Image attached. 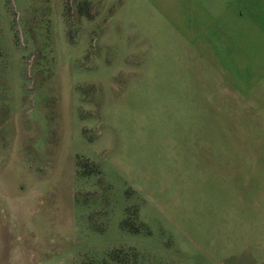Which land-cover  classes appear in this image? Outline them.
<instances>
[{
	"label": "rangeland",
	"instance_id": "1",
	"mask_svg": "<svg viewBox=\"0 0 264 264\" xmlns=\"http://www.w3.org/2000/svg\"><path fill=\"white\" fill-rule=\"evenodd\" d=\"M222 47L173 0H0V264H208L218 213L264 264V93Z\"/></svg>",
	"mask_w": 264,
	"mask_h": 264
},
{
	"label": "crops",
	"instance_id": "2",
	"mask_svg": "<svg viewBox=\"0 0 264 264\" xmlns=\"http://www.w3.org/2000/svg\"><path fill=\"white\" fill-rule=\"evenodd\" d=\"M173 1L177 6L185 7L187 11L202 12V27L217 38V43L223 45L226 54H232L235 69L240 65V75H245V70H249L251 98L256 103L262 102L257 93H264V0ZM226 219L222 213L191 217L193 223L190 234L187 235L188 242L197 252L196 256L202 260L206 259L208 264L226 262L229 237L231 238L228 243L237 246L234 254H241L242 250L238 244L246 241H249L250 252L255 250L257 242L254 235L252 237L239 231L235 235L227 236ZM210 220L214 222L211 224Z\"/></svg>",
	"mask_w": 264,
	"mask_h": 264
}]
</instances>
